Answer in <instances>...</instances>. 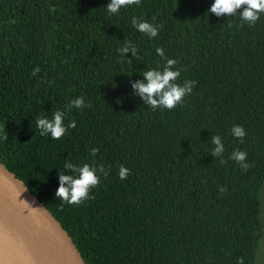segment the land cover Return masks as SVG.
Returning <instances> with one entry per match:
<instances>
[{
	"label": "trees",
	"instance_id": "trees-1",
	"mask_svg": "<svg viewBox=\"0 0 264 264\" xmlns=\"http://www.w3.org/2000/svg\"><path fill=\"white\" fill-rule=\"evenodd\" d=\"M213 2L141 0L113 15L109 0H0V163L62 225L84 264H236L240 256L253 264L264 14L249 27L209 13ZM134 17L158 35L139 32ZM125 42L134 57L120 54ZM157 48L177 61L178 83L196 81L173 110H153L132 89L143 71L162 68ZM81 96L84 106L69 109ZM58 109L65 127H76L59 140L41 136L37 118ZM234 125L245 129L243 142ZM212 135L222 138L221 157L211 155ZM237 149L247 171L229 158ZM66 160L104 165L94 199L77 206L55 197ZM121 165L130 172L123 180Z\"/></svg>",
	"mask_w": 264,
	"mask_h": 264
},
{
	"label": "clouds",
	"instance_id": "clouds-1",
	"mask_svg": "<svg viewBox=\"0 0 264 264\" xmlns=\"http://www.w3.org/2000/svg\"><path fill=\"white\" fill-rule=\"evenodd\" d=\"M140 2L141 0H109L106 9L109 13L115 15L122 7L139 5ZM50 10L54 11V6ZM208 12L214 14L217 18L235 17L238 15L241 21L249 27H254L260 15L264 14V0H214ZM131 23L139 32L146 34L149 38L158 35V28L154 24L147 21H138L135 17ZM119 52L121 55L131 52L132 57H134L137 54V49L130 42H125ZM156 53L165 61L162 68L157 67L143 71L142 76L144 79L133 83L132 89L134 94L144 101V105L150 106L153 110L158 108L173 110L177 105L183 106L184 98L191 94L196 81L186 80L183 83H178L180 70H174L177 61L167 58L164 55L163 48H157ZM38 71L39 69H36L33 75ZM84 103V97L81 96L70 102L69 109L72 107L82 108ZM88 106L91 107L90 104ZM64 115L65 113L58 109L53 113L52 119L37 118L36 126L40 129L41 136L50 134L52 139L59 140L64 136L67 128H75V121H70L67 128L65 127ZM231 133L234 137L239 138L241 142H243V138L246 135L245 129L240 125H234L231 128ZM5 138H7V134ZM211 144L214 145L211 155L213 157H221L225 151L221 136L212 135ZM98 152L99 148L91 149L93 157ZM229 158L234 160L243 171H247L250 167L247 162V153L244 151L234 150ZM220 162L222 164L226 163L223 159ZM98 174L107 177L109 172L103 164L97 166L94 161L91 164L76 165L70 160H66L63 170L58 171L59 184L55 190V197L59 198L63 203L77 206L86 200L94 199L90 192L100 183V175ZM118 175L123 180L130 175V172L121 165ZM26 190L25 187L24 191ZM226 191V188H220V192ZM23 202L26 206H30L29 203ZM236 264H245L244 257H238Z\"/></svg>",
	"mask_w": 264,
	"mask_h": 264
},
{
	"label": "water",
	"instance_id": "water-1",
	"mask_svg": "<svg viewBox=\"0 0 264 264\" xmlns=\"http://www.w3.org/2000/svg\"><path fill=\"white\" fill-rule=\"evenodd\" d=\"M24 188L0 163V264H84L62 225ZM257 195L260 234L253 264H264V177Z\"/></svg>",
	"mask_w": 264,
	"mask_h": 264
}]
</instances>
